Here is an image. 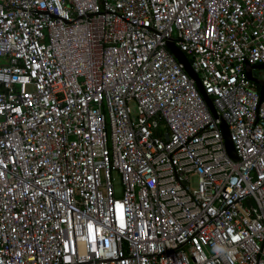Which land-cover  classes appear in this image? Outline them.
I'll list each match as a JSON object with an SVG mask.
<instances>
[{
    "label": "built area",
    "instance_id": "obj_1",
    "mask_svg": "<svg viewBox=\"0 0 264 264\" xmlns=\"http://www.w3.org/2000/svg\"><path fill=\"white\" fill-rule=\"evenodd\" d=\"M0 58V264H264V0H0Z\"/></svg>",
    "mask_w": 264,
    "mask_h": 264
},
{
    "label": "water",
    "instance_id": "obj_2",
    "mask_svg": "<svg viewBox=\"0 0 264 264\" xmlns=\"http://www.w3.org/2000/svg\"><path fill=\"white\" fill-rule=\"evenodd\" d=\"M166 48L168 49V51L170 52V54L174 57V59L182 65L184 72L188 75V77L190 79H192V81L194 82L198 92L200 93L201 97L203 98V100L205 101L206 105L208 106L209 110L211 111V113L214 115L212 106L209 103L208 98L204 95L197 76L193 73V71L190 69L189 64L186 60V58L184 57V55L176 48L172 45V43L168 42L166 43ZM246 77L249 81L254 82L255 84H257L259 86V101H262L264 99V76H261L260 79H253L250 76V70L251 69H259V70H264V66H255V67H246ZM220 131H221V137L223 140V147L225 150L226 155L232 159V160H237L235 153L233 151L232 145H231V141L229 139L228 136V132L226 129V126L224 123H221L220 125Z\"/></svg>",
    "mask_w": 264,
    "mask_h": 264
},
{
    "label": "rangeland",
    "instance_id": "obj_3",
    "mask_svg": "<svg viewBox=\"0 0 264 264\" xmlns=\"http://www.w3.org/2000/svg\"><path fill=\"white\" fill-rule=\"evenodd\" d=\"M4 61V59L0 58V64ZM253 76H260L264 74V70H259V69H253L252 70Z\"/></svg>",
    "mask_w": 264,
    "mask_h": 264
}]
</instances>
